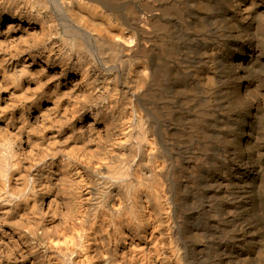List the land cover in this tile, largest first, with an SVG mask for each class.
Here are the masks:
<instances>
[{"label":"bare ground","instance_id":"6f19581e","mask_svg":"<svg viewBox=\"0 0 264 264\" xmlns=\"http://www.w3.org/2000/svg\"><path fill=\"white\" fill-rule=\"evenodd\" d=\"M0 264H264V0H0Z\"/></svg>","mask_w":264,"mask_h":264}]
</instances>
